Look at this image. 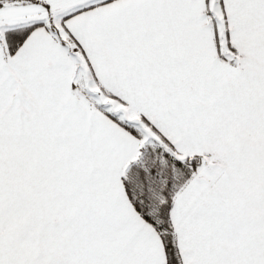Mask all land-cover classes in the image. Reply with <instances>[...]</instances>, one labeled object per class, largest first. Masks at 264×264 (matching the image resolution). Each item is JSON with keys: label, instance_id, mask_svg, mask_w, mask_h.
I'll return each instance as SVG.
<instances>
[{"label": "snow or ice", "instance_id": "snow-or-ice-1", "mask_svg": "<svg viewBox=\"0 0 264 264\" xmlns=\"http://www.w3.org/2000/svg\"><path fill=\"white\" fill-rule=\"evenodd\" d=\"M0 264H264V0H0Z\"/></svg>", "mask_w": 264, "mask_h": 264}]
</instances>
